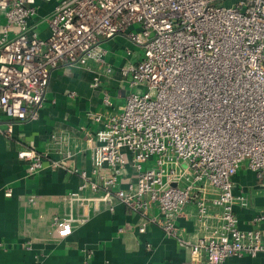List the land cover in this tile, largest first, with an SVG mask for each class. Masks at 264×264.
<instances>
[{
	"label": "built area",
	"instance_id": "obj_1",
	"mask_svg": "<svg viewBox=\"0 0 264 264\" xmlns=\"http://www.w3.org/2000/svg\"><path fill=\"white\" fill-rule=\"evenodd\" d=\"M118 35L144 50L120 67L128 83L120 109L102 88L107 110L85 113L83 143L53 132L60 159L18 152L29 172L50 158L51 167L80 177L65 194L68 212L54 222L85 223L90 203L94 211L121 203L139 216L138 232L155 225L187 247L190 264L264 254V231L240 227L235 209L249 197L234 182L247 160L264 194V0H0V114L9 119L0 131L11 137L15 123L39 117L56 68L111 74L104 43ZM133 55L126 50L127 59ZM100 85L96 75L92 86ZM85 153L89 168L71 163ZM189 203L194 240L178 225ZM252 222L263 223L264 211Z\"/></svg>",
	"mask_w": 264,
	"mask_h": 264
},
{
	"label": "crops",
	"instance_id": "obj_2",
	"mask_svg": "<svg viewBox=\"0 0 264 264\" xmlns=\"http://www.w3.org/2000/svg\"><path fill=\"white\" fill-rule=\"evenodd\" d=\"M54 5L55 2L42 3L31 23L49 13ZM35 30L42 37L49 34L45 24H38ZM106 42L111 43L110 48L104 45L108 49L106 59L114 69L111 74L80 65L56 68L39 117L15 123L11 137L0 131V264H190L187 247L155 225H149L144 233L138 232L135 224L139 216L121 203L114 211L104 204L94 211L90 203L91 216L85 223L54 222V217L62 218L68 212L65 194L79 185L80 177L49 165L50 158L62 157L51 134L58 132L83 143L81 127L90 126L85 113L107 110L102 88L115 97H126L128 93L120 67L126 60L135 59L118 55L122 49L126 53L135 46L123 35ZM96 75L102 81L99 87L92 86ZM8 122L0 114V127L6 128ZM23 148L49 153L41 171L29 172L27 162L18 156ZM71 163L79 168L90 167L86 153L75 156ZM234 182L236 190L249 197L246 207L237 205L235 209L240 227L264 231V222H252L257 213L264 211V194L257 189L255 173L243 166ZM8 187L12 188L11 196L5 195ZM178 225L184 237L196 239L195 204L185 207ZM224 264H264V254L231 256Z\"/></svg>",
	"mask_w": 264,
	"mask_h": 264
},
{
	"label": "rangeland",
	"instance_id": "obj_3",
	"mask_svg": "<svg viewBox=\"0 0 264 264\" xmlns=\"http://www.w3.org/2000/svg\"><path fill=\"white\" fill-rule=\"evenodd\" d=\"M110 44H111L110 42H106V43H104V45H105L106 47H108V48H110ZM133 51H134L133 59L139 58V57L142 56V54L144 53V50H143V48H141V47H135V48L133 49ZM125 55H126L125 50L122 49L121 52L119 53L118 57H119V58H122V57L125 56ZM125 86H126V89L128 90V83H126ZM129 91H130V89H129ZM111 99L114 101V103H115L116 105H121V104H123L124 101H125V97H115V96L112 95V94H111ZM247 162H248L247 160L244 161V163H243V164H244V167H246Z\"/></svg>",
	"mask_w": 264,
	"mask_h": 264
}]
</instances>
